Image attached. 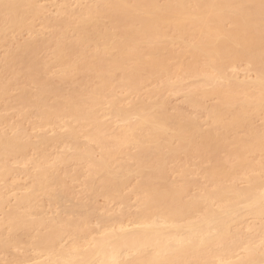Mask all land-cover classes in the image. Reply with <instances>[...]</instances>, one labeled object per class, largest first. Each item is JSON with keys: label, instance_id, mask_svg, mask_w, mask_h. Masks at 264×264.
I'll use <instances>...</instances> for the list:
<instances>
[{"label": "bare ground", "instance_id": "bare-ground-1", "mask_svg": "<svg viewBox=\"0 0 264 264\" xmlns=\"http://www.w3.org/2000/svg\"><path fill=\"white\" fill-rule=\"evenodd\" d=\"M37 1L0 0V16L3 14V17L0 18V23L3 22V25H0L5 26L6 24V26H9L6 32H10L9 30L16 32L23 28H30L32 25L27 23L28 19L30 17L41 16L40 13L43 10L41 7H37ZM91 1L90 3L95 2V4H91V7L90 5L85 6L86 9L82 7L84 10L80 8L81 13L79 17H76V12V14L74 13V18H77V22L73 19L75 21L74 24L76 23L74 25L75 30L71 27V21H68L70 19L68 9L71 7L64 6V3L60 5L61 8L59 10L63 11L62 15L66 13L64 19L68 20L65 21L67 25L65 24L62 27L66 26L65 29H67V26L70 24L71 28L68 26L65 34V32L59 31L60 27L58 28L57 26L56 31H54L55 27L51 26L54 34H61V37L68 35L70 29L72 30L70 36L75 34L74 31L77 33V41L71 43V40L73 41V38L75 40V37H70L72 39L69 45L63 42H67L66 39L64 40L63 37H60L63 39V41H60L59 35L56 36V41L58 39L68 46L59 41L55 43V38H53L54 41L52 40L55 43L54 45L58 44V46H54L56 48L53 49V56L56 59H54V63H57L62 70L60 79L62 84L59 82L55 86V84L45 77L50 65L48 67L46 63H42L41 56L37 58V52L39 53L41 44L38 45L39 42L35 43V41H37L36 37L39 34L35 35L36 37L34 36L36 38V40L33 38L34 42H28L27 40V43L16 47L17 51L13 48L12 50L15 52H8L9 57H7L8 55L5 57V60L7 58L5 61L6 66L3 69L1 79L4 77L5 79H9L10 76L8 74L10 75L9 72H11V76H13L12 80L19 81L18 78H23L28 86L33 84L38 89L33 94L26 88L27 86L23 87L22 85L18 95L21 97H18L17 103L21 105L19 108L24 110L31 108L36 112L35 114L33 111L35 116H38L37 120L38 118L42 120L41 122L40 120L38 121L37 125L41 123L39 127L48 122L50 125L53 120L56 122V118H61V120L62 118H67L76 122H72L73 126L70 125L71 123L67 124L69 128L65 133L66 136L62 133L55 134L60 135L58 139L56 136L55 140H58L61 145L67 144L65 140L68 139L72 141L68 140L71 144H73V141L76 142L78 140L77 135L80 132L76 131V128L79 127V124L82 127H84L83 125L87 127L90 123H94V130L85 131V133L88 132V135L85 133L84 135L85 137L89 136L90 142H96L104 146L103 154L99 159L95 157L92 147L88 146L90 143L87 142V145L84 143L86 146L82 143L83 148L79 145L77 146L75 143L73 145L76 147H72H75L74 149L79 152L75 151L77 154L73 153L74 155H70L75 160L74 158L68 159L69 154L67 157L66 153L63 154V156H66L65 159L59 156L61 157L60 159H54V161L58 162H52L51 164L57 166V163H59L61 165L62 160L63 162L65 161L64 163H70L66 159L74 160L75 162L77 160V163H81L79 161L82 160L84 161L82 163H85L87 160L90 166V171L88 169L90 174L88 173L89 181L87 180L89 183L86 184L87 188L91 191L92 200L97 196L95 193H99V191L102 192V196L112 198L114 201L122 199V188L129 182L130 178L133 176L140 177L135 188L136 193L138 192L137 195L141 197L138 198L141 200L138 202V204H141L140 211L135 214L136 220L132 222V226L126 225V222L123 223V219L118 220V214H113V217L116 216L115 218L110 214L112 217L110 220L114 221L117 219L114 224L108 225L111 227L100 231L101 237L99 238L93 239L91 236H86L85 234L88 233V231H85L87 227L83 229L79 227L77 234H84L83 237H87L89 239L88 242L80 244L76 241L67 249H60V246L62 247L60 244L65 233L62 229L64 226L61 227V225H64L65 220L62 221V219L57 223L56 221L59 219L57 215L56 224L49 225L51 231L40 235L33 242L36 250L45 251L49 255L47 261L45 260L37 264H264V252H262L264 249H260V252L257 248V243H260V241H256L257 243L254 240L252 242L247 239V241L242 237L243 228L242 232L239 228L237 229L240 223L242 224H240V228L241 226L244 227L243 223L246 224L244 217L250 216L246 215L245 212L242 213L246 216L242 215L244 221L243 223L239 222V220H242V218H239V212L242 209H246L247 213L253 215V219L264 216V176H262L264 172H262L261 167L255 169L254 163L249 159V155H258L264 151V129L262 128L264 126L257 128L255 127L256 124L254 125L253 123V121L256 122L254 120L255 117L259 118L261 116V118H264V5H262L261 0H162L161 2L163 3H160V0H105L101 4L97 0ZM77 2L81 3L80 0ZM6 5L8 7H5ZM58 12L60 13V11ZM103 19H108L113 26L107 28V23L109 22L105 23ZM50 22L46 20L45 27H48L47 24H56V19L54 22ZM57 22H59L57 24L59 25L62 21ZM57 29H59V32ZM3 30L2 33L4 34L5 31L3 32ZM1 40L3 41L2 37L0 38V42ZM90 44H93L94 50L96 47V50L91 52V55L89 54L92 47H90ZM82 46H85L83 47V52ZM87 47L89 48V52H87ZM165 52L168 54L165 55ZM175 59L178 60V63L177 61L174 62V65L172 63ZM170 61H172L171 64ZM241 62L245 63L256 73V78L252 79L254 80L253 82L246 81L244 78V81H240L241 79L238 76V78L236 77V72H234L235 74H230L227 71V69L231 68L236 69ZM47 67L48 69H46ZM5 73L7 74L4 75ZM75 73L76 75L79 74L82 79L85 77V81L82 80L84 83H80V86L77 84L76 89L75 87L73 88L76 85L73 84L75 82H71L75 79ZM81 73L85 76H82ZM184 75L186 77L201 78V84H199V81V83L197 82L198 84L192 85L193 91H190V97L187 99L189 104H192L191 106H202L201 108H203V103L205 102L204 100L202 101L203 98L206 99L209 96V98H217L218 103L214 104V107L207 109L208 107L204 106L205 108H203V110L209 111L206 113L209 114L208 119L212 122L211 124L209 122L211 126L208 129L204 130L202 128L203 126L201 125L203 124L199 118L200 122L191 116L190 118L185 116L187 114L182 111L180 114L177 113L178 115L167 111L168 105L166 102H163L165 96L161 95L163 100L158 96L160 90L151 92L149 98H153L157 93L156 96L160 97L158 99L162 100V102H156L157 100L153 102L151 101L152 99L148 101L149 98H147L148 100H146L152 103H146V100L145 102L141 99L144 102L139 100L138 102H141L136 104V101L135 104L133 103L136 106L131 103V107L134 108H129L130 110L121 107V102L125 100L119 97L113 99L110 103V106L113 107L111 108L113 109V116L119 117L120 123L124 124L125 121L126 125L130 124L125 129L123 128V131L118 129V131H115L114 129V132L120 131V133L113 135V131H110L108 123L102 125L100 124L102 121L100 122L99 120L98 122V117L101 115L103 117V112H101L102 114L99 112L102 110L101 105L106 103H104L105 98L107 97L108 99L110 93L116 87V89L122 87L124 91L135 93L145 83L147 84L154 81V79L167 77L169 80L166 83L163 82L164 88H168V91H173L175 86L179 88L182 84L185 78ZM116 76L119 77V79L117 78L118 80H116ZM173 77L177 79L176 82H170V79ZM1 79L0 91L2 95H0L3 97L7 94V90L8 92L10 90L9 83L11 78L8 82V88H6L8 79L6 81L4 79L1 81ZM70 79L69 85L72 83L70 86L73 85L72 88L76 91L70 92L68 90L69 95L66 97L65 92L63 93L61 90H66L63 85V83H66L64 80L69 81ZM91 82L95 85L93 86ZM59 84L63 87L62 89ZM207 86L212 88L208 87L209 90H207L205 89ZM61 93L66 96L64 97ZM200 94L203 95V98ZM9 96L4 98L8 100ZM11 99L9 98V100ZM56 99L57 101H54ZM17 103L16 107H18ZM127 104L126 106H128ZM126 106L125 108H127ZM22 109L20 110L23 111ZM31 109L26 110L30 111ZM97 113L101 115L99 114L97 117ZM134 116L136 121L131 124ZM1 118L3 119V117ZM43 121L45 123H42ZM126 121H131V123ZM123 124L120 126L124 127L125 124ZM104 125L106 127H103ZM82 127H79V129ZM86 127L82 128V131ZM103 130L108 131L109 135L112 133V137H109L113 140L112 147H108L106 139L109 138L104 137L108 134L103 132ZM3 133H0V158L2 160L4 158L7 159V155L13 156L12 154L15 155L14 158L16 159L18 155L23 156L26 153V149H34V146H32L33 148L30 146L32 145L31 142L29 144L27 141V144H24L25 139L22 141L21 137H18L21 132L16 133L17 136L15 138L11 137L16 134L10 137V134L8 136L7 132ZM23 134L24 136L26 135L25 132ZM44 134L46 136L42 134L44 137L41 139L42 135H39L40 137L36 136V138L39 137L42 140V143L39 142L40 140L37 142L44 144L43 147L46 146V151L44 148L39 149V152L38 149L36 151V153L44 151L43 156L46 153L43 159L45 157L48 158L46 156V148L53 145V141H55L54 138L50 140L46 132ZM240 134H243V136ZM47 136L49 139L46 138ZM26 137L29 138L28 134ZM87 137L86 140H88ZM50 141L53 144L50 143L49 145L48 142ZM33 144L35 145L36 143ZM40 144L39 146L37 144L38 147L36 148H40ZM57 144L59 145V143ZM77 144L80 143L77 142ZM174 144L178 146H174ZM29 146L30 148L28 149L27 147ZM131 146L139 149L137 154L133 155V159L136 161L132 166L118 160L121 154H126V150H129ZM225 148H227L228 153L226 151V155L228 154V157L224 156ZM23 152L24 154L21 155ZM183 152H185L184 154L189 153V157L192 153L193 158L191 159H194V155H196L198 157L196 159L200 157V159H204V162L205 159L210 164L212 162L213 168L209 171L211 168L209 167V172H206L207 169L203 171L205 174H208V176L206 174L207 179L213 180V188L210 187L213 191H209L208 187V191L203 190L202 195L197 194L192 198L187 191L189 189V184H186L187 182H184L187 189L186 186L179 185L180 181L177 183L179 186L176 183L171 185L165 183L167 180L166 168L168 169L166 166H170L168 164L171 163L168 160L171 159L172 161L174 158L179 160L177 157L180 153L183 154ZM221 152L223 153L222 155H220ZM39 155L42 159L41 154ZM218 155L221 158L222 156L225 158L220 159ZM175 159L173 161L178 166L181 162L178 161L177 164ZM4 161H2V164L5 165L2 166L1 164L0 169L3 168V173L5 170L8 173L10 167ZM37 161H40L41 164L38 165ZM37 161L33 162V165L36 162L38 163L36 166L34 165L36 169L34 167L32 168L33 170L30 169L33 172L37 171L36 175L34 173V177L33 172L30 173L29 169H27L29 172L26 173L29 176L23 173L26 175L24 177L34 178L31 194L22 195L18 199L17 207H13V212L7 216L10 222L6 221V223L11 226L12 242L17 241L18 236L15 234L19 230L29 232L30 229L32 231L37 226L46 225L48 227L49 224L47 220L41 219V221L34 222L26 219V214H22L20 209L32 206L37 200L36 197L41 196V194L43 196V193L49 195V199L51 197L50 200H53L57 197V194H60L58 191L56 194V191L53 190L54 188L58 189L62 185L61 176L56 173L59 166H54V169L50 164V167L48 162H46L47 159H44L45 163L41 160ZM38 166L40 170L37 169L39 168ZM115 166L118 167L114 168ZM183 166L180 167L182 168ZM176 169L179 170L180 168ZM12 170L11 168V173L14 172ZM255 170L259 173L247 179L249 182L247 184L249 185L248 188L240 189L236 186L234 180L238 175L247 176L248 172H254ZM21 171H26V169ZM3 173L0 172V179H2ZM53 173L57 174L58 179H56V175H53ZM55 179L57 183L61 182L58 184V187H56L57 184H54ZM50 180L54 184L52 190ZM0 192L1 211L4 203H8L9 199L7 196H4L6 193L2 194L4 191L0 190ZM93 193L94 195L92 196ZM187 196L190 198L188 199ZM89 202L86 203L89 204ZM87 208L89 209L90 206ZM70 209L68 210L70 211ZM90 209H93V207ZM123 216L125 215L119 217L123 218ZM88 217L89 214L86 213L85 220L83 219L84 222ZM72 221L74 223L75 220H71L70 222ZM235 221L237 227L236 225L234 227L238 230H236L237 232L232 231V225L233 223L235 224ZM84 222L83 225L85 224ZM247 224L244 228L248 227ZM46 226L45 229H47ZM50 227L48 228L50 229ZM261 227L264 229V224ZM240 233H242L240 237L245 239L246 242H244L243 247L239 243L241 239L237 241V244L239 243L242 247L241 249L246 246V256L241 260H234L237 258V255L235 253V257L233 251L237 246L235 247V244L232 246L230 242H235L233 240L237 239ZM259 233L263 232L260 231ZM254 242L257 244L256 246H254ZM219 246H222V248L220 247L221 249L216 251L215 248ZM240 246L238 249H240ZM262 246L264 247V245ZM3 248L4 246L0 244V250ZM213 258H216V261H213Z\"/></svg>", "mask_w": 264, "mask_h": 264}, {"label": "rangeland", "instance_id": "rangeland-1", "mask_svg": "<svg viewBox=\"0 0 264 264\" xmlns=\"http://www.w3.org/2000/svg\"><path fill=\"white\" fill-rule=\"evenodd\" d=\"M77 1L78 0H76V1L75 0L74 1L73 0H66V1L65 0H38L37 1V7L38 8L41 7L43 9L42 13H40L41 16H36V17H33V18L30 17L28 19L27 23H30L32 26H30V28H28V29L27 28L26 29L23 28V29H21L19 31H16V32H13V30H9L10 32H8V31L6 32V30L9 29V26H6V24H5V26H1V25H3L2 24L3 22L0 23L1 24L0 26L3 27V28L0 27V30H1L0 38L1 37L3 38V41L1 40V42H0V79L2 78V75H3V69L6 66V62L5 61L7 60V58L5 60V57L9 54L8 52L9 51H10V53H11V51L15 52V51L18 50L16 47H20L21 45L27 43L26 42L27 40H28V42H30V41L34 42L36 40V38H37V41H35V43L39 42L38 45L41 44V46L39 48L40 51L38 50L39 53L37 52V55H38L37 58H39L41 56L40 58L42 59L43 62L41 61V59H39V61H41L44 64L46 63V65H48V67L50 65L49 69H48V67L46 68L48 70L46 71L47 73L45 74L46 75L45 77L49 81H51L53 84H55V86H57V84L59 82H61L60 79H61V76H62L61 75L62 74L61 73L62 70H61L60 66H58L57 63H56L57 65L54 63V61L56 59H55V56H53V54H54L53 49L56 48L54 46H58V44L57 45H54V44L57 43L59 40L63 41V39H61L62 37L64 38V40L65 39L67 40V42L66 41H63V42H65L68 45L70 43V40L72 39V38L70 39V37H73V36L75 37V40L73 38V41L71 40V43L77 41L76 40L77 39V36H76L77 33L74 31L75 30V26L74 25H76V23L74 24V22L76 21L77 18H74V15L77 13L78 16L76 15V17H79V15L81 13L80 8L85 7L87 5L88 6L90 5V7H91L92 6L91 4H93V5L95 4V2L90 3V0H86V1L85 0L81 1L80 0L81 3L77 2ZM97 1H99L100 4H101V2H105V0H97ZM161 1L162 0H160L159 2L163 3ZM63 3L65 4L64 6L71 7V8L68 9L69 10L68 15H70L69 16V18H70L69 20L66 19V18L64 19L66 13H65V15H62L63 11L59 10V8H61L60 5H62ZM79 6H81V7H79ZM63 8H64V10L66 9L65 7H63ZM78 8H79V10H78ZM85 9H86V7H85ZM70 10H71V14H70ZM82 10H84V9L82 8ZM58 11H60V13ZM66 11H67V9H66ZM66 11H64V12H66ZM2 17H3V14H2V16H0V18H2ZM66 17L68 18V16H66ZM55 19H56V24H52L51 22H54ZM46 20H48V22H50L51 20H54V21H51L50 22L51 24H47L48 27H45L46 26ZM66 20H68L69 22L71 21V25L72 26L69 23L68 24L71 27H73L72 29H74L73 31H74L75 34L70 36L71 32H72L71 29L69 30L70 33H68L69 32L68 31L67 32L68 35H65V36H68L66 38H65V36L61 37V34H54L53 28H51V26L55 27L54 31H56L55 29L57 28V26H58V28L60 27L59 28L60 30L57 29V31L59 30L60 32L61 31L63 33L65 32V34H66L65 30H68V26L69 25L67 26V29H65L66 26L64 28L62 27L65 24L67 25V23H65ZM57 21H62L64 23L62 24V22H61L59 24L60 25L59 26V25H57L59 23ZM103 22L106 23V22H109V20L108 19H103ZM107 24H108V27L106 26L107 28H109V27L111 28V26H113V25H111L112 23H110V22L107 23ZM107 24H104V25H107ZM227 25H230V24H227ZM70 26H69V28H71ZM227 28H229V27L227 26ZM61 29H63L64 31L61 30ZM2 30H3V32L5 31L4 34L2 33ZM37 34H39V36ZM35 35H37V37ZM52 35H53V37H52ZM58 35H59V37H58L59 40L57 39V41H56V36H58ZM33 38L35 40H33ZM53 38H55L54 39L55 43L52 42ZM63 42H60V43H63ZM65 43H63V44H65ZM100 43H102V42H100ZM68 45H66V46H68ZM85 46H82V48L85 47ZM87 46L89 47V45H87ZM88 47H87V52H89V48L90 47H91V49L93 48V50L90 49V52H89V54L91 55V52L95 51L96 47H95V50H94L93 44H90V47L89 48ZM13 48L15 49V51L12 50ZM83 51H84V48H83L82 52ZM87 52H85V54L89 55ZM55 54H56V52H55ZM166 54H168V53L165 52V55ZM90 55H89V57H90ZM7 57H9V55ZM176 61L178 63V60L175 59L173 61V63H172V61H170V64L172 63V64L175 65L174 62H176ZM227 71L230 74H233L234 72H236L237 73L236 77L238 76L241 79L240 81H244V79H245L246 81H249V82L252 81L253 82L254 80H252V79H254V77L256 78V76H255L256 73L254 71H252L245 63H242V62H241V64H238L236 69L235 68H231L229 70L227 69ZM9 73H10V75L8 74V76H10L9 79L11 78L10 79L11 81L9 83L10 84V87H9L10 90L8 92V90L6 89L7 90V94L5 96H3V97L1 96L2 93L0 91V94H1L0 95V119H2L1 117H3V119L0 120V133L7 132L8 136L10 134V137H11V136L15 135L16 133L18 134V133L21 132V134H19L18 137H21L22 141L25 139L24 142H23L24 144L25 143L27 144V141L29 142V144L31 142V144H32V145H30L31 148H33L32 146H34V149H36V150L33 151L34 149L33 150L29 149L30 148V146H29V147H27L29 150H27V149L25 150V152H26L25 154L26 155L24 154V152L21 153V155L24 154L23 156H25V157L20 156L17 153H15L16 155H18V157H16V159L14 158V156H15L14 154H12L13 156L9 155L10 157L7 155V159L4 158L2 160L0 158V168H1L2 161H4V160L6 161L8 166L10 167V170H9L10 172L7 170L8 173H6V170L3 173V168L0 169V172L4 174L3 175L4 177L2 176V179H0V190H2V192L4 191L2 194L4 195L6 193L7 195L5 194L4 196L5 197L7 196V198L9 199L8 203L5 202L3 208L0 211V244H2L4 246V248L0 250V264H37L39 262H44L45 260L47 261V259H49V255L45 251L36 250V247L34 248L33 242L35 240H37L40 235L51 231V227L49 225L56 224L55 220L57 218H59L56 221L57 223H58V221H60L62 219H63L62 221L65 220L64 225L63 224L61 225V227L64 226L62 229H63V231L65 233H64V236H63L62 243L60 244V245H62V247L60 246V249H67V248H69V246L71 247L76 241L79 242L80 244H84V243L88 242L89 239L87 237L84 238L83 237L84 234L83 235L82 234L81 235L77 234V229L79 227L82 228V229L84 227L85 228L87 227V229L85 230L86 232L88 231V233L85 234L86 236L87 235L91 236V238H93V239L101 237L100 231L106 230L109 227H111V226H108V225L114 224L115 220L117 219V218L115 220L113 219L114 221L110 220V218L112 219L113 214H115V213L118 214L117 215L118 216V220H122L123 219V221H124L123 223L126 222L125 223L126 225L132 226V222L136 220L135 214H137V212L140 211V205H141V204H138V202L141 201L138 198H141V197H139L137 195L138 192L136 193V189H135L136 185L138 184V181H139L140 177L138 178L137 176L136 177L133 176V177L130 178L129 182L124 186V188H122V197H123L122 199H118V200L114 201L112 198H108L106 196H102V194H101L102 192L99 191V193H95L97 196L94 197V199L96 198V200H94V199L92 200L91 199V191L89 190V188H87V184H86V183H89L88 182L89 181L88 180V176L90 174L89 173V171H90L89 167L90 166L88 165L87 160L85 161V163H82V162H84L83 160L79 161L81 163H77V160L75 162L74 161L75 158L73 157L74 160H67L66 159V161H68L70 163H67V162L64 163L65 161L63 162V160H62V164L61 165H59V163H57V166H59V169L57 168L58 171H56V173L58 175L60 174V176H61L60 178L62 180L60 178L59 179L62 181V185H60V186L58 185L61 182L57 183V180H56V179H58L57 178V174L53 173V175H56V179H55L56 181L54 182V184L55 185L57 184L56 187L59 186L58 189L57 188L53 189V187H52V186H54V184L52 183L54 181L53 180L54 178L52 177L53 181L50 180L51 184H52L51 185V187H52L51 190L52 189L55 190L56 194H57V191H58V193L60 192V194H57V197H56L57 201H56V198H54L55 201H54V199L50 200L51 197L49 199V195L43 193V196L41 194V196H39V197L37 196L36 197L37 200L35 201L34 204L32 203L33 204L32 206L23 207V208L20 209V212L22 214H26V216H27L26 219H28L30 221L38 222V221H41V219L44 220V221L45 220L49 221V224H48L47 221H46V223L48 224V227H50V229L46 225H44V226H37L32 231L30 229L29 232H27L26 230H19L15 234V235L18 236V237L16 236L17 237V241H14V242L11 241V239H12V233H11V230H10L11 226L8 223H6V221L10 222V220L7 219V216H9L13 212V207H15V208L17 207V205H18L17 202H19L18 199H20V197L22 195H24V194L29 195V193L31 194V192L33 190L32 187H33V182H34L33 179L34 178H29V177H24V176L27 175L26 173L29 172V170L32 169L34 167V165L36 166L38 163H39L38 165L41 164V162L37 161V160L44 161V159L45 160L47 159L46 162H48V165H50L52 162L53 163L58 162L56 160L54 161V159H60L61 157H59V156H62L65 159L66 156L68 157V154H69V158L68 159H71L72 157H70V155L72 156L73 153L79 152V151H76L74 149L76 146L73 145V144L76 143L77 146L79 145L80 147L83 148L84 146L87 145V142L90 143V145L88 144V146H91L92 149L94 150L95 157L99 159V157H101L102 154H103L102 152L104 151V146H102L101 144L96 143V142H90L91 141L90 138L88 139L89 136L88 137L86 136L87 139H88V140H86V137H85L84 133H85V131H88V132L91 131L93 129L94 123L93 124L90 123V125H88L89 127L88 126L86 127V125H83L84 127H86L84 131H82V128H84V127H82V125L78 123L79 127H82L80 129H79V127L76 128V131L80 132L77 135L78 140L76 142L73 141V144H71L72 141L68 139L71 142H68V140H65V141H67V144L63 141L66 145L65 144L61 145L58 140H55L56 138L58 139V137H60V135L58 136V134L57 135H55V134L56 133L65 134L67 132L68 128H69V126L67 124L71 123L70 125L73 126V123H76V122L74 120H72V119H67V118L63 119L62 118V120H61V118L60 119L56 118L59 121L56 120V122H54L55 120H53L50 125L48 124L49 123L48 122V123H46L48 125L45 124L46 127H45V125H43L44 127L43 126L39 127L41 123L39 125H37L38 121L40 120V122H41L42 120L40 118H38V120H37L38 116H35L36 112L33 109H31V108H26V109H31L32 111L31 110L27 111L26 109L24 110L22 108H19V107H21V105H19L17 103L18 100H19L18 97H21V96H18V95L20 93V88L22 87V85H23V87L27 86L26 88L29 89L31 91V93H33V94H35L38 89L36 87H34L33 84L28 86L27 82L23 78H18L19 81H16L15 79L12 80L13 76H11V72H9ZM6 74L7 73H5L4 75H6ZM118 74L120 75V73H118ZM74 75H76V73ZM82 76H85V75L82 74ZM119 77L116 76V80H118ZM6 78H7V76H6ZM84 78L85 77H83V79H82L80 77V75L77 74L75 76V79H74L75 81L74 80L71 81V79L69 81L68 80H64V81H66V83H63V85L65 86L66 90L63 89V90H61V92L62 91H63V93L65 92V94L67 96L64 95L63 93H61V94L64 95V97L65 96L68 97V95H69L68 94L69 93L68 90H70V92L76 91V90H73V88L75 87V89H76L77 88L76 86H78V85L80 86L81 85L80 83L83 84L84 82L82 80L85 81ZM246 78H248V79H246ZM3 79L6 81L8 78L5 79V77H4ZM3 79H1V81ZM9 79H8L7 83L5 82L7 84L6 88H8V86H9L8 85ZM158 79L157 80L154 79V81H152V79H151L152 82L147 83V84L145 83L146 85L144 84L139 89V91H137L135 93H133L131 91H124V89L122 87H120L122 89H120V88L116 89L117 88L116 87L115 90H113L112 92L110 91L111 93L109 92L110 95H109L108 99L106 97L105 98L106 101L104 100V103L105 102L106 103L101 105V109L102 110L99 111L100 113L103 112V117L101 115L102 113L101 114L99 113L101 116H99V114L97 113V117L99 116L98 117V122H99V120H100V122L102 121V123H100L102 125L104 123H108L109 126H110V131H113L112 132L113 135L120 133V131L119 132H114V129H115V131L117 129L118 130H122L123 128L125 129L126 126L130 125V124L126 125L125 121H124V124H125L124 125L122 122L120 123V120H119L120 118L119 117H116V116L114 117L113 116L114 115L113 112H112L113 109H111L113 107L110 106L111 105L110 103L113 101V99L119 97L120 99L125 100V101L121 102L122 103L121 107H124V109L130 110L131 108H134V107H131V103H132V105H134L136 103V101H137L136 104L140 103L143 100L145 101L147 98H149V94L151 92H154V90H157V91L160 90V94L158 96H160V97H161V95L165 96L166 100L165 99L163 100L162 97L161 98H162L163 102H166L167 105H168V106L166 105L168 107V109L166 108L167 111H169L172 114H177V113L180 114V112L182 111L183 113L187 114L185 116H187L189 118H190V116L193 119H195V120H198V118H199L202 121L201 123L203 125H201V126H203L202 128H204V130L208 129L209 126H211V125H209V122L211 120L208 119L209 118V114H207L209 111L207 112V111L203 110V108H205V107L207 108L208 107L207 109H209L210 107H214L218 103L217 102V98L216 97L209 98L210 97L209 96L206 99H204L203 95H202L203 93L200 94V95H202L201 97L203 98L202 101L203 100L205 101L203 103V105L205 107L203 106V108H201L202 106L201 107H199V106L196 107L194 105L191 106L192 104L190 105L188 100H187L190 97L189 96L190 95V91L193 89L192 85L196 84L197 82L199 83V81L201 79L200 77L196 78V77H193V76H187V77L185 76L182 84L179 86L180 89L177 88L178 86H175L173 91L172 90L168 91L167 90L168 88L167 89L164 88V83L163 82L166 83L167 80H169V78L165 77L163 79H160V78H158ZM170 80H171L170 82H176L177 81V79L175 77L171 78ZM62 81H63V79H62ZM67 81H68V83H67ZM70 81L72 83L75 82L73 84H76L74 86L72 85L73 88H72V86H70L72 83L69 85ZM95 81L98 82L96 79H95ZM96 82H95V84H96ZM91 83L93 85V82H91ZM61 84H62V82H61ZM61 84H59V85L61 86ZM199 84H201V81H200ZM90 86H91V84H90ZM166 87H168V86H166ZM208 87L212 88L210 86H207V87H205V89L209 90ZM62 88L63 87L61 86V89ZM177 90H178V92H177ZM175 92H177V93H175ZM21 93H22V91H21ZM8 95L11 96V97L9 96L10 99L12 98L11 100H9V98H8V100L5 99V98H7ZM152 95H153V93H152ZM156 95H157V93H156ZM156 95L154 96L155 98L153 97L154 99L151 98L152 99L151 100L149 98V100L148 99L147 100L148 101L151 100L153 102H155L154 100H157L156 102L159 101V103L162 102V100L158 99L160 97H158ZM187 96H188V98H187ZM16 97L18 99H14ZM2 98H4V99H2ZM53 98H55V97H53ZM141 99H143V100H141ZM167 99H168V101H167ZM139 100H141V101L138 102ZM198 100H201V99H198ZM15 101L18 104V107L15 106L16 105V103H14ZM54 101H57V99L54 100ZM58 101H59V99H58ZM148 101L146 103H152V102H148ZM126 104L128 106H126ZM125 106L127 108H125ZM134 106H136V105H134ZM20 109H22L24 112L21 111ZM99 110H100V108H99ZM33 111L35 112V114L33 113ZM110 111H111V113H110ZM109 113L112 114V115H110ZM207 115H208V117H206ZM255 118H257V119H255ZM255 118H254V120H256V122L253 121L254 125L256 124L255 127L261 128L262 126H264V124H263L264 123V118H261V116L259 118L258 117H255ZM132 119H133L132 123H131V121H126V122H130L131 124H133V122L136 121L135 116ZM42 123H45V122L43 121ZM211 123L212 122H210V124ZM88 124H89V122H88ZM122 124L124 125V127L120 126ZM65 125H67V126H65ZM109 126H108V129H109ZM119 126H120V128H119ZM103 127H106V126L104 125ZM111 128H113V129L111 130ZM210 128H212V127H210ZM262 128L264 129V127H262ZM24 132L26 133L25 136L23 134ZM45 132L50 137V140H53V138H54L56 143H59V145L58 144L56 145L55 141H53L55 146H53L54 145L53 142H51V141L48 142L49 145H50V143H52L53 145H51L50 147L46 148L47 149V155L46 156L48 158L45 157L43 159V157L45 156L46 153L43 156V153H44L43 150H42L43 152L41 151L42 153H38V152L41 150V148H44V150H45L46 146L43 147L44 144H40L37 141L40 140L41 138H43L44 136H46L44 134ZM103 132H106V134H108L106 136H104V134H103V136L105 138L106 137L109 138L112 135V133H111V135H109V132L106 131V130L105 131L103 130ZM240 132H242V131H240ZM87 133H85V134H87ZM242 133H244V132H242ZM17 134L15 136L11 137V138H15L17 136ZM27 134H28L30 139L26 137ZM39 135L40 136L42 135V137H40ZM240 135L243 136V134H240ZM36 136H39L40 139H39V137L36 138ZM48 136L46 138H48ZM64 136H66V134ZM110 138L106 139V143H107L108 147H112V145H113V140L110 139ZM39 142L42 143V140H40ZM77 142L80 143L81 145L77 144ZM175 142L177 143V141H175ZM33 143H36L35 144L36 146ZM82 143L83 144L86 143V145L84 144V146H83ZM37 144H38V146L40 144L41 147L40 148H36V147H38ZM175 144H174V146H178V145H175ZM72 146H75V147L73 148ZM37 149H38V152L36 153ZM226 149L227 148H225L224 156L226 155V151H227ZM228 150H229V148H228ZM138 151H139V149L137 147H135V146L132 147L131 146V148H129V150H126V154H121V157H119V155H118V157L120 158L118 160H120V162L122 161V163L125 162L126 164H129V165L132 166V165H134V163L136 161V160L133 159V155H136ZM222 152H221L220 155L223 154ZM66 153H67V155L66 156L64 155L65 156L64 157L63 154H66ZM184 153L185 152H183V154H181V153L179 154V156L177 157V158H179V160L174 158L176 160L177 164H178V161H180L182 163V164L179 163L178 166L176 165L175 161H173L174 159L172 160L173 162L171 161V159L168 160L171 163L168 164L170 166H166V167H168V169L166 168V172H167L166 179L167 180H166L165 183H167V185H171V184H175V183H176V185H178L177 183H179V181H180L179 185L186 186V184H189L188 185L189 189L187 191H188L189 196L193 198V196L195 197L197 194H201L202 195V193L204 192L203 190L208 191V187L210 189V187L213 186V184H214L213 180L210 179V178H208L209 179L208 180L207 177H206L207 173L205 174L204 171L207 169L206 172H209L213 168L214 165L212 164V162L210 160L209 161L211 162V164L208 162L207 159H205V162H204V159L202 160V158L200 159V157H199V159H196V158H198V157H196V155H194V159H191V158H193V156H192L193 154L192 153L190 154V157H189V153H186V154H184ZM227 153H228V151H227ZM39 154H41L42 159H41ZM220 155H218V157L220 159H223L224 156H222V158H221ZM249 156H250L249 159L255 165V169H258V168L261 167L262 172H264V151H263V153L261 152L258 155H249ZM19 157H21V158H19ZM22 157H23V159H22ZM56 157H58V158H56ZM35 160L38 163L36 162V164L34 163V165H33V162H35ZM184 162H185V164H184ZM44 163H45V161H44ZM117 163H119V162H117ZM119 164H121V163H119ZM4 165L2 164V166H4ZM51 165L53 167L55 166V164L54 165L51 164ZM51 165H50V167H51ZM115 165H116V163H115ZM182 165H184L185 167L183 166L181 168L180 166H182ZM57 166H55V167H57ZM6 167H7V165H6ZM55 167H54V169H55ZM117 167L115 166L114 168H117ZM209 167H211V168L208 171ZM11 168L14 170L13 173H11ZM34 168L36 169V167H34ZM176 168H180V169L178 170ZM7 169H8V167H7ZM25 169H26V171H21V170H25ZM27 169H29V170L27 171ZM37 169L40 170V167L37 168ZM88 169H89V171H88ZM169 169H170V171H169ZM173 169H174V171H173ZM19 170H20V172H22V174H20ZM184 170H187V171H184ZM32 172L33 171H31L30 173H32ZM36 172L32 173L33 177H34V173L36 175ZM53 172H54V170H53ZM169 172H170V174H169ZM23 173L26 174V175H24ZM258 173L259 172L258 171L256 172V170H255L254 172L253 171L248 172L247 176L246 175L245 176L238 175L235 178L234 183L240 189H243L245 187L248 188L249 185H247V184H249V182L247 181V179L250 176H252L254 174L256 175ZM27 176H29V175H27ZM207 176H208V174H207ZM262 176H264V175H262ZM30 177H31V174H30ZM168 177L170 178L171 182H170ZM210 180H212V181L210 182ZM173 181H175V182H173ZM184 182L185 183L187 182V183L185 184ZM186 189H187V186H186ZM209 191H213V190L210 189ZM38 195H39V193H38ZM93 195H94V193L92 194V196ZM4 196H2V197H4ZM190 197L187 196L188 199ZM89 198H90V200H89ZM5 201H7V199H5ZM83 201H84L85 204L83 203ZM88 201L93 202L94 204L90 203V202H89V204L86 203ZM81 205H83V207H81ZM85 206H86V208L84 209ZM89 206H90V208L93 207V209H90V208L88 209L87 207H89ZM129 206H132V207H129ZM68 209H70V211ZM242 210H243V212H242ZM242 210L240 211L241 212V216H240V212H239V218H242V215H243L242 213H244V212H245L246 215L248 214V215H250L252 217L250 218V216H246L244 214L243 216H246V217H244L245 221L242 218V220L238 219L239 222L243 223V221H244V222H246V224L249 223V224H251L250 225L251 227L247 224L248 227L246 226L247 228H244L245 225H246L245 223H243L244 227L241 226V228H240V224L241 223L238 224L239 227H237V223L235 221V224L233 223V225H232V227H233L232 231L235 232L239 228L241 230V232H242V228H243V232L242 233H243V235L245 234L244 236L242 235L243 238H245L246 240L247 239L251 240L252 242H253V240L255 242L256 241L257 242L260 241L261 244L257 243V242L256 243L258 245H261V246L264 245V240H263L264 239V229L261 227V225L264 224V218H263L264 216H262L261 218H254L253 219V215L247 213L246 209H242ZM86 213L89 214V217L84 222V220H85L84 218H85V214ZM110 214H112V217L110 216ZM57 215H58V217L56 218ZM122 215H125V216H123V218H120ZM115 217L116 216H114L113 218H115ZM49 218H52V219H49ZM52 220H54L53 223H51ZM71 220H75L74 223H73V221L70 222ZM83 222L85 223L84 225H83ZM107 222H109V223H107ZM46 223L44 222V224H46ZM76 223L79 226H75V225H77ZM70 225H72V226H70ZM235 225H236L237 229H235L236 228V227H234ZM255 225H257V226H255ZM45 226H46L47 229H45ZM253 227H254V229H252ZM255 230H257V231H255ZM66 231H67V235H66ZM258 231L259 232L261 231L263 233H259ZM71 232H72L73 235L71 234ZM242 233H240L237 236V239L235 238L233 240L235 242L232 243V242L229 241L232 246H234V244H235V247L237 246V248L233 251V254L235 255V253H236V255H237V258L234 259V260H241V259H243L246 256L245 255L246 254V252H245V247L246 246H244V248H243L244 250L241 249L243 247V245H244V242H246L245 239L240 237ZM76 235H78V236L76 237ZM245 236L248 237V238H246ZM75 238H76V240H75ZM240 239H241V241L239 243L242 244L241 245L242 247L239 245V243L237 244V241L240 240ZM255 242H254V244H255L254 246L257 245ZM258 245H257V248L259 249V251H260V249L262 250V248L264 249L263 246L261 247V246H258ZM239 246H240V249H238ZM220 247L222 248V246H219V247H216L215 250L217 251V250L221 249ZM262 252H264V250ZM236 255H235V257H236ZM214 260L216 261V258L215 259L213 258V261Z\"/></svg>", "mask_w": 264, "mask_h": 264}, {"label": "snow or ice", "instance_id": "snow-or-ice-1", "mask_svg": "<svg viewBox=\"0 0 264 264\" xmlns=\"http://www.w3.org/2000/svg\"><path fill=\"white\" fill-rule=\"evenodd\" d=\"M262 5H264V0H261ZM5 7H8L7 5Z\"/></svg>", "mask_w": 264, "mask_h": 264}]
</instances>
